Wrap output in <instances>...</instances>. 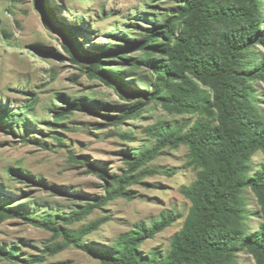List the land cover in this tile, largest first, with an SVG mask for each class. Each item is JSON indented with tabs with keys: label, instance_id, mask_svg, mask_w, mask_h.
I'll return each instance as SVG.
<instances>
[{
	"label": "rangeland",
	"instance_id": "rangeland-1",
	"mask_svg": "<svg viewBox=\"0 0 264 264\" xmlns=\"http://www.w3.org/2000/svg\"><path fill=\"white\" fill-rule=\"evenodd\" d=\"M181 1L0 0V106L21 119L0 127V206H23L37 220L52 216L64 228L75 231L107 217L98 231L85 238L99 250L111 247L136 225L158 220L163 212L188 214L190 202L180 189L196 179L197 171L189 165L188 148L181 146L165 148L147 166L158 173L129 188L134 199L118 198L73 225L63 220V216L106 196L108 182L92 173V167L105 168L111 178H118L128 170V159L157 143L150 136V127L178 124L189 128L199 118L171 113L160 102H147L138 90H145L156 77L144 69H131L126 60L105 59L104 67L123 65L120 70L132 72L133 97L90 78L87 70L91 65L73 63L65 50L64 28L78 29L73 37L87 51L124 50L142 40L151 28L165 23ZM47 11L59 29L45 25ZM256 49L264 53L261 46ZM142 55L140 51L128 52L123 58ZM254 85L258 98L264 100V85ZM34 102L36 107L29 109ZM74 103H92L98 109L94 115L74 112L56 119ZM123 111L134 117L121 125L104 117L119 116ZM263 162L264 153H256L252 173L258 172ZM247 197L249 210L258 216L255 195L248 191ZM257 216L250 219L254 231L262 222ZM183 222L184 218L147 240L142 251L150 254L158 249L166 255ZM62 242L61 236L26 220H4L0 222V249L14 251L18 257L15 262L0 258V264H103L73 246L52 254V248ZM237 260L238 264H259L248 253L239 254Z\"/></svg>",
	"mask_w": 264,
	"mask_h": 264
},
{
	"label": "trees",
	"instance_id": "trees-1",
	"mask_svg": "<svg viewBox=\"0 0 264 264\" xmlns=\"http://www.w3.org/2000/svg\"><path fill=\"white\" fill-rule=\"evenodd\" d=\"M181 3L165 23L151 28L142 40L124 50L87 51L73 37L78 29L64 28L65 50L73 63L91 65L87 70L90 78L133 97L132 72L120 70L123 65L104 67L105 59L126 60L131 69H144L156 77L145 90H138L147 102H160L171 113L199 118L189 128L178 124L150 127V136L157 143L128 159V170L118 178H111L105 168L92 167V173L108 182L106 196L63 216V220L73 225L118 198L134 199L129 188L158 173L147 166L165 148L177 150L181 146L188 148L189 165L197 171L196 179L180 189L190 202L188 214L184 217L173 211L163 212L158 220L136 225L102 250L87 244L85 238L98 231L107 217L75 231L64 228L52 216L37 220L23 206L4 204L0 206V222L19 218L46 228L63 238L61 244L52 248V254L73 246L99 258L103 264H238L237 256L241 253L251 254L259 264H264V162L256 173H252L251 166L254 155L264 153V100L258 98L254 85H264V53L256 49L257 46L264 49V3L262 0ZM44 20L49 29H59L48 11ZM136 51L143 55L123 58ZM35 107L36 102L29 109ZM97 109L92 103H74L56 119L74 112L94 115ZM11 112L0 106V127L21 121L20 116ZM104 117L112 120L113 125H121L134 116L123 111L119 116ZM248 191L256 197L258 216L249 210ZM253 216L262 221L256 231L250 225ZM183 218V226L173 236L166 255H161L158 249L150 254L142 251L147 240ZM17 257L14 251L0 249V258L15 262Z\"/></svg>",
	"mask_w": 264,
	"mask_h": 264
}]
</instances>
